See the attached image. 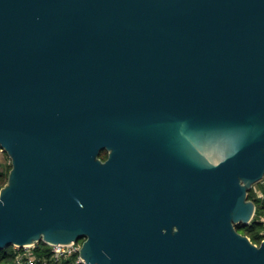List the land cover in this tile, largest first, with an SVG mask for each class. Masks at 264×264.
Segmentation results:
<instances>
[{
    "label": "water",
    "instance_id": "1",
    "mask_svg": "<svg viewBox=\"0 0 264 264\" xmlns=\"http://www.w3.org/2000/svg\"><path fill=\"white\" fill-rule=\"evenodd\" d=\"M0 148V250L264 264V0H0Z\"/></svg>",
    "mask_w": 264,
    "mask_h": 264
},
{
    "label": "built area",
    "instance_id": "2",
    "mask_svg": "<svg viewBox=\"0 0 264 264\" xmlns=\"http://www.w3.org/2000/svg\"><path fill=\"white\" fill-rule=\"evenodd\" d=\"M1 151L4 150L1 148ZM264 181H262V184ZM259 197H264L262 190H257ZM264 224V215L260 217ZM264 239V227L261 231ZM83 239L73 241L71 244L50 245L36 243L25 247H14V260L12 264H90L81 256Z\"/></svg>",
    "mask_w": 264,
    "mask_h": 264
},
{
    "label": "trees",
    "instance_id": "3",
    "mask_svg": "<svg viewBox=\"0 0 264 264\" xmlns=\"http://www.w3.org/2000/svg\"><path fill=\"white\" fill-rule=\"evenodd\" d=\"M103 157H107L106 152H103ZM9 175V174H8ZM8 175L0 172V189L6 184L8 180ZM264 180V179H263ZM260 186L264 192V186ZM257 185L252 188L250 191L249 197L256 201L257 203V212L252 223L249 225L239 224L237 228L243 234H246L251 237L255 243H260L262 241L261 231L264 227L263 222H261L260 217L264 215V197L260 198L257 194ZM44 244V242H42ZM14 246H9L5 249L0 250V264H12L14 260ZM67 264V263H65Z\"/></svg>",
    "mask_w": 264,
    "mask_h": 264
},
{
    "label": "rangeland",
    "instance_id": "4",
    "mask_svg": "<svg viewBox=\"0 0 264 264\" xmlns=\"http://www.w3.org/2000/svg\"><path fill=\"white\" fill-rule=\"evenodd\" d=\"M11 168H12V162H11L10 157L5 152L1 151V148H0V172H3V173H5V174L8 175L9 172H10V170H11ZM262 181H264V180H262ZM262 181L259 182V184H261L262 186H264L262 184ZM257 190H262V188L257 185ZM260 198H263V197H260Z\"/></svg>",
    "mask_w": 264,
    "mask_h": 264
},
{
    "label": "flooded vegetation",
    "instance_id": "5",
    "mask_svg": "<svg viewBox=\"0 0 264 264\" xmlns=\"http://www.w3.org/2000/svg\"><path fill=\"white\" fill-rule=\"evenodd\" d=\"M106 155H107V152H106ZM104 158H106V157H104Z\"/></svg>",
    "mask_w": 264,
    "mask_h": 264
}]
</instances>
